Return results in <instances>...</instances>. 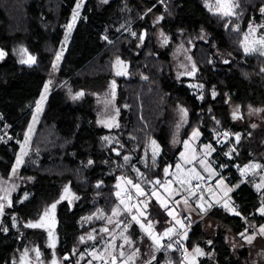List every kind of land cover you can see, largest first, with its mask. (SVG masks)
I'll return each mask as SVG.
<instances>
[{
  "label": "trees",
  "instance_id": "1",
  "mask_svg": "<svg viewBox=\"0 0 264 264\" xmlns=\"http://www.w3.org/2000/svg\"><path fill=\"white\" fill-rule=\"evenodd\" d=\"M76 2L0 0V48L5 52V58L0 61V113L10 127L22 133L32 114L25 105L40 97L50 77L55 83L35 138L37 147L43 148V157L38 163L27 162L23 166L22 171L32 180L20 188L9 207V214L4 216L8 230L0 228V264H14L15 254L25 244V239L19 237V230L12 226L11 214L15 213L25 228L26 221L37 214L44 201L56 197L65 182H71L81 195L74 206L67 201L59 204L60 254L70 251L81 231L80 219L91 214L97 206L109 209L117 202L115 183L122 172L124 156L134 154L127 165L130 169L153 138L163 147L167 146L170 102L181 103L187 110L186 135L199 126L209 131L217 118L233 132L243 131L236 158L229 164H247L252 158L251 151L259 143L257 138L256 141L247 138V124L240 125L231 118L225 94L229 93L243 111L248 102L255 107L264 106V55L246 54L240 45L244 29L252 16H259L264 0H240L243 23L238 30L233 27L238 19L212 13L203 0H168L167 4L158 3V0H111L101 6L96 0H88L60 66H57L56 54ZM123 22L133 23V28L138 31L135 37L117 29ZM159 26L173 39L180 35L198 37L201 32L206 33V38L194 40L192 48L198 73L191 79L203 83L201 99L174 74L169 50L160 47L156 40ZM143 28L146 34L141 37ZM26 50L35 58L34 63L22 62ZM218 51L230 52L232 56L227 62H213ZM116 56L129 62V70L118 79L121 126L108 129L97 124L89 94L83 101L76 102L70 95L81 89L87 92L88 87L109 77ZM188 79L181 78L183 81ZM45 131L48 139L42 138ZM109 133L117 135L111 144L105 140ZM262 133L264 130L259 134ZM16 150V143L0 141V168L4 174L11 172ZM166 153L164 149L158 161H166ZM90 160L93 163L89 164ZM159 167L160 174L161 163ZM251 182L250 179L242 183L239 176L232 182L239 185L231 196L234 205L238 204L240 215L223 206L207 213L221 225L212 243H208V232L201 218L187 232L184 243L188 249L200 245L208 252L212 251L197 264H245L252 244L247 243L236 253L230 245L228 231L238 234L247 227L248 221L264 222V215L256 212L259 192ZM25 192H30V196L21 200ZM94 193L101 195L98 201L92 200ZM152 206L156 207V201ZM196 207L202 212L197 201ZM43 240L41 235L39 245L50 256L49 247ZM167 252H159L152 264H170V257L173 264H181L184 257L177 250H172L169 255Z\"/></svg>",
  "mask_w": 264,
  "mask_h": 264
},
{
  "label": "rangeland",
  "instance_id": "2",
  "mask_svg": "<svg viewBox=\"0 0 264 264\" xmlns=\"http://www.w3.org/2000/svg\"><path fill=\"white\" fill-rule=\"evenodd\" d=\"M86 1L87 0H77L72 9L70 23L65 26V33L60 43V48L56 54L55 64H57V66H60L62 58L67 51V47L74 31L73 27L76 26L83 16ZM98 1L99 3L105 2V0ZM203 2L212 13H217L223 18L232 17L238 19V22H236L233 27L235 30L241 28L240 24L243 23V19L241 15L242 8L240 0H222L219 5L217 0H203ZM165 3L167 4L168 0L167 2L163 1V4ZM78 4L80 5L79 8H77ZM237 4L239 5L238 7L236 6ZM229 9H231L234 14L227 16L223 15V13ZM75 12H78L79 15L76 17L75 23H73V15ZM257 18L252 16V19L242 33L240 45L246 54L259 53L264 55V44L260 43L261 39L264 38V13L260 11ZM69 24H72L70 32L68 30ZM130 28L131 26L122 31V33L128 32ZM117 29L120 30L119 26ZM170 37L171 34L169 32H165L160 27L157 29L156 40L159 46H172V65L176 73H178L179 82H185V85L191 89L193 94L201 99V97H203V83L191 78L184 81L180 78L185 76L193 77V74H189V71L192 68L194 69V61L191 53L193 42L197 38H206V33L203 31L198 37L196 35L188 34L177 36L178 40L172 45L169 44L171 42ZM246 48L249 49V51L246 52ZM0 51L4 52L2 48H0ZM25 53L26 55L23 57V61H29V58L32 57V55H30L27 50ZM58 56L59 59H57ZM231 56L232 54L230 52L218 51V57L212 61L217 62V60H219L221 62H227ZM3 58H5V55ZM3 58H0V61H2ZM117 60H120L122 63L117 64ZM127 68L128 62L126 60L116 59L114 71L127 73ZM53 79V77H50L45 82L38 99L25 105L26 110H31L32 114L22 133L19 129L10 128V123L6 121L3 113H0V141L6 144L12 142L17 144L11 172L9 174H4L0 168V204L4 205V213L3 215H0V228L8 230L4 223V216L9 214V206L12 205V199L14 195L19 192L21 187L25 186L28 181L32 180L31 176L22 173L23 166L26 165L27 162L38 163L43 157V148L40 146H38L39 148L37 147L36 144H38V142L35 141V138L38 132V123L45 110L46 98L49 97L48 95H50V92L54 89L55 83ZM45 85L48 86L47 91H45ZM97 87L95 85L88 87V94L92 96V91L94 90L97 92ZM80 91L71 93L70 95L75 102L82 97L77 96ZM42 95L44 96L43 100H41ZM115 95L116 91H114L112 95L108 92L101 94V98L98 99L100 101L99 104L101 109L99 112L95 113V115H97V124L108 129L119 128L121 126L119 110H117V106L115 105ZM225 100L228 101L231 118L240 125L247 124L245 130L248 135L247 138H253L255 141L256 138L259 139L258 146L255 150L251 151L252 158L247 162L250 169L243 173L250 176L251 174H254L252 173L254 170L257 171L259 169V171H255L256 173L251 179V183L255 187V181L258 178L260 185L258 202L260 208L264 205V148H262L264 145V133L261 135L259 133L264 130V106L255 107L248 102L243 111L240 106L235 104V101H232V97L229 93L225 94ZM38 102L39 111L37 110ZM170 103L168 108L170 135L167 146L165 145L163 147L159 141L153 138L147 143L142 157L138 159V161H135L130 169H127V165L130 164L134 154L130 153L125 155L129 159L127 161L124 159L122 162V172L117 176V181L115 183V195L117 196V193H119V196H117V202L109 209H106L105 206H97L91 214L84 215L80 219L81 231L70 251L64 255L60 254L59 246L62 243V236L59 231L60 229L58 228V210L60 202L67 201L71 206H74L81 198V195L77 192L71 182H65L62 185L60 193L51 201H44L38 215L28 220V222L31 223H38V221H40V223H43V227L25 230L20 224L16 214H11L12 226L15 230H19V237L22 238V240L25 239L24 246L18 250L14 256V264H52L53 260H55L57 264H89V262H91V264H102L101 260L106 264H113V257H116L115 264H124L125 261H127V264H148V262L151 261L152 264V261L159 253V250H157L156 244L148 234L141 229L139 224L131 220V215H138L136 207L134 206L138 205L142 211L146 212L147 219L144 217L138 218L145 224V226H147L148 220L152 221L153 228L151 231L157 235L162 234L166 229L181 227V224L176 223V220H180L183 224L182 228H184L190 221H184L182 217L183 214H191L194 210L195 215L193 216L196 217L208 211L204 210L200 212L196 207V201L198 204L199 201L203 200L208 207L217 200H219V202L222 201V205L227 201L229 207L235 206L234 198L231 194L235 190L236 185L227 179L225 171L228 169L229 161L236 158V153H238L237 144L239 143L236 142V136L239 135L241 140L243 131L239 130L233 132L229 126H224L222 119L217 118L215 119V124L211 126L212 128H210L209 131H204L202 127L199 126L186 135L184 129L189 122V115L187 112L185 114L182 111V109L185 108L181 103ZM237 109H239V111L236 118H234L233 113ZM194 130H198L200 133L195 138L192 137V132ZM225 133H228V135L225 136ZM47 135L48 132L45 131L42 138L45 137L48 139L49 136ZM257 135L259 137H257ZM116 136L117 135L114 133H109L105 136L108 139L105 140L107 143L111 144L112 141L116 139ZM152 141H155L160 149L154 162L152 157ZM185 141H187L188 144L187 148H185ZM206 145H211V149H214V151L205 148ZM164 149L167 152L165 154L166 161L162 163L161 161H158V158L163 154ZM22 150L27 154L23 155V163L17 166V158L22 155ZM209 152L210 154H207ZM200 160H204L203 165L199 163ZM160 163L163 169L159 174ZM177 165L180 166L179 169H177ZM252 165H259L260 167H251ZM242 166L244 169V165ZM169 167L170 173L166 174L165 169H169ZM207 167H210L212 171H205V168ZM13 169H15V172H13ZM197 173L202 179L196 178ZM122 177L124 179H121ZM206 179H209L210 182L206 185L204 192H200L196 187V182ZM127 180H131L133 185L139 184L144 193L148 194L150 197L147 200L146 209H144L143 204L140 203L141 201H145V196L140 195L133 185L127 183ZM157 180L160 181V184H155V181ZM221 180L223 183H220ZM181 182H183V185H181ZM118 185L119 187H117ZM228 188H232L233 190L228 192V195L226 196L225 192ZM65 189L68 191L66 192ZM187 189H191L195 194L190 195ZM126 190L130 191L133 195L131 197L126 196ZM153 190H156L157 196L167 203V209L161 205L156 196L151 195ZM177 190H179V194H177ZM94 194L92 200L95 201L97 199L98 201L99 198H101V195L99 193ZM207 194H210L212 199H207ZM29 196L30 192H25L21 200H25ZM61 197L64 198L61 199ZM132 199H134L133 205L131 204ZM185 199L188 200L187 205L184 203ZM121 200H124V204L120 203ZM154 201H156V207L152 206V204L154 205ZM177 201L179 203H176ZM53 204L56 205L55 209H52L51 207ZM125 205L132 209L131 214L125 211ZM115 208H119L120 213L113 216L112 211ZM168 210H172L173 216L167 214ZM45 213H47V215H45ZM258 214L261 215L260 212H258ZM202 217L204 216L202 215ZM109 218H111V223H109ZM41 219L45 220V222H42ZM203 220L208 232V242L211 241L212 243L214 237H216L221 228L220 222L209 215L205 216ZM168 221H170V223L167 224ZM47 222L50 223H48L49 226L44 224ZM256 224L257 223L254 221H249L248 226L251 229L250 232L244 230L243 232L235 234L232 230L228 231L230 245L236 253L249 243L247 237H253L250 243L252 244V247L249 250L248 258L244 261L245 264L264 263V234L260 233V228L264 227V222L259 224V228H257ZM52 225L54 226L52 227ZM126 225H129L127 231L124 230ZM105 228L108 229L107 232L103 231ZM255 229L256 231H254ZM47 231L51 232L52 235L49 236ZM241 233H244V236H241ZM41 235L44 239V245L50 247L49 258L46 257L47 254L45 250L41 249L39 246L38 240ZM172 235L173 234H171V236ZM89 236L93 237V239H89ZM125 236L130 238L132 241L131 244L124 243ZM81 237L84 238L83 241H81ZM168 237L169 236H164L160 240V244L163 245V240ZM53 244L54 247L52 246ZM121 245H123L122 248ZM136 249H139V251L136 252ZM172 250H174L173 247L167 249L165 252L168 251L167 255H169ZM202 250L205 253L203 257L212 254V251L208 252L205 248H202ZM37 251L39 252V256L37 255ZM120 251L124 252V256L121 257L119 255ZM134 252L136 254L133 256L132 253ZM25 253H27V255H25ZM257 253H259V256ZM130 256L131 259H129ZM144 257L146 258L143 259ZM169 259L172 261L170 264H173V259L171 257ZM195 260L196 258H194V255H189L183 258L181 264H190L189 262L197 264ZM164 263L165 262L162 264Z\"/></svg>",
  "mask_w": 264,
  "mask_h": 264
},
{
  "label": "snow or ice",
  "instance_id": "3",
  "mask_svg": "<svg viewBox=\"0 0 264 264\" xmlns=\"http://www.w3.org/2000/svg\"><path fill=\"white\" fill-rule=\"evenodd\" d=\"M105 2H107V0H105ZM221 2H222V0H217L218 5H219ZM161 3H163V0H161ZM236 6L238 7L239 5L237 4ZM79 7H80V5L78 4V5H77V8H79ZM260 11H261L262 13H264V7H262V8L260 9ZM232 14H234V13L231 11V9H229L228 11H225V12L223 13V15H225V16H227V15H232ZM78 15H79L78 12H75V13H74V15H73V23H75V19H76V17H77ZM159 19H163V17H160ZM71 29H72V24H69V26H68V30H69V32L71 31ZM132 35H136V34H135V33H132ZM260 43H261V44H264V38L261 39ZM245 51L247 52V51H249V49L246 48ZM4 55H5V53H4L3 51H0V58H3ZM57 59H59V56L57 57ZM22 62H32V63H34V62H35V58H34V57H30V58H29V61H22ZM120 63H122V62H121L120 60H117V64H120ZM53 67L55 68L56 65H53ZM120 74H124V73L117 72V75H120ZM113 86H115V82H113ZM47 88H48V86L45 85V91H47ZM82 95H83V93H78V94H77V96H82ZM212 95L215 96L216 93L213 92ZM74 98H76V97H74ZM201 98H202V97H201ZM43 99H44V96L42 95L41 100H43ZM37 110L39 111V102H38V105H37ZM182 111H183L185 114H186V112H187L186 109H182ZM238 111H239V109H237V110L233 113V117H234V118H236V115H237ZM218 123H219V122H218ZM199 134H200V133H199L198 130H194V131L192 132V137L195 138V137H197ZM224 135L227 136L228 133H225ZM105 139H108V138L105 137ZM239 140H240V137H239V135H237V136H236V142H239ZM184 143H185V148H187V146H188L187 141H185ZM152 145H153L152 157H153V162H154V161H155V157H156V155L158 154V152H159L160 149H159V145H157L155 141H152ZM205 148H208V149H210L211 151H214V149H211V145H206ZM26 154H27V153H26V152H23V150H22V155H21L20 157L17 158V166H19L21 163H23V155H26ZM117 154H119V153H117ZM207 154H210V152L207 153ZM124 159H125V161H127L129 158H128L127 156H125ZM91 163H93V162L90 160V161H89V164H91ZM199 163H200L201 165H203V164H204V160H200ZM179 167H180V166L177 165V169H179ZM248 167H249V166H245V169L241 170V174H242V175H243V172L246 171ZM251 167H256V168H258V167H260V166H259V165H252ZM137 171H138V170H137ZM205 171H209V172H211L212 170L210 169V167H207V168H205ZM13 172H15V169H13ZM165 173H166V174L168 173V169H167V168L165 169ZM213 174H214V173H213ZM196 178H197V179H202V177H200L198 173L196 174ZM121 179H124V178L122 177ZM127 183H128L129 185H133V182H132L131 180H127ZM169 183H170V182H169ZM220 183H223V181L221 180ZM155 184H160V181H159V180L155 181ZM181 185H183V182H181ZM97 187H99V184L97 185ZM117 187H119V185H118ZM133 187L139 192L140 195L145 196V201H141L140 203L143 204L144 209H146V208H147V200H148L150 197L148 196V194L144 193L143 189L140 188V185H139V184H134ZM197 187H199V185H197ZM236 187H239V185H237ZM259 187H260V185H257V188H259ZM232 190H233L232 188H228L227 191L225 192V195L227 196L228 192H231ZM65 191L67 192L68 190L65 189ZM166 191H167V189H166ZM187 191L189 192L190 195H194V194H195V193L192 192L191 189H187ZM177 194H179V190H177ZM151 195H152V196H156L157 200L161 203V205H162L165 209L168 208L167 203H166L165 201L161 200L159 196H157L156 190H153V192L151 193ZM117 196H119V193H117ZM25 198H27V197H25ZM63 198H64V197H61V199H63ZM120 203H121V204H124V200H121ZM176 203H179V202L177 201ZM184 203H185V205H187L188 200L185 199V200H184ZM218 203H219V201H218ZM222 206L225 207L226 209H228L229 211L233 212L235 215H240V213L237 212L236 209H235L234 207H229V204H228L227 201H225L224 204H223ZM51 207H52V209H55L56 205L53 204ZM134 207H136V211H137L138 215H131V220H132V221H135L137 224H139V226L141 227V229H143V230L148 234V236H149V237L153 240V242L156 244V246H157V250H159V248H161V247H164L163 245L160 244V240H161L164 236H169V237H170L171 234H173V233L175 232V229H173V228H169V229H166L162 234H159V235L154 234V233L151 231V229L153 228V222L150 221V220H148V221H147V226H145V224L142 223L141 220L138 218V217H144L145 219H147L146 212H145V211H142L141 208H140L138 205H136V206H134ZM200 207H201V210H202V211L206 210V209L204 208L203 205H200ZM125 211L128 212L129 214H131L132 209L129 208L127 205H125ZM258 211L260 212L261 215H264V205H262V206L258 209ZM3 213H4V205H3V204H0V215H3ZM118 213H120V209H119V208H115V209H113V211H112V215H113V216L117 215ZM167 214H168L169 216H173V212H172V210H168ZM45 215H47V213H45ZM89 219H90V217H89ZM111 222H112V221H111V218H109V223H111ZM176 223L181 224V227H183V224H182V222H181L180 220H176ZM43 226H44L43 223H31V222H29L28 224H26V227H29V228H39V227H43ZM128 226H129V225H126V226H125V229H124L125 231H127V227H128ZM4 230L7 231V229H4ZM103 231L107 232L108 229L105 228ZM260 233H261V234H264V227H261V228H260ZM51 235H52L51 232H49V236H51ZM122 235H123V234H122ZM241 236H244V233H241ZM185 237H186V233H185ZM83 239H84V238L81 237V241H83ZM89 239H93V237L89 236ZM247 239H248L249 243H251V240L253 239V237H247ZM124 243H125V244H131L132 241L130 240V238H128L127 236H125V237H124ZM208 243H211V241H209ZM52 246L54 247V244H53ZM122 247H123V245H121V248H122ZM167 247H171V245H168ZM138 251H139V249H136V252H138ZM194 251H195L196 255H205V253L203 252V250L200 249V248H196ZM135 254H136L135 252L132 253L133 256H134ZM25 255H27V253H25ZM37 255L39 256V252H38V251H37ZM119 255H120L121 257L124 256V252H123V251H120ZM97 258H99V257H97ZM112 259H113V264H115L116 257H113ZM129 259H131V256L129 257ZM153 259H154V257H153ZM52 264H57V262H56L55 260H53ZM89 264H91V262H89ZM124 264H127V261H125ZM148 264H151V261H149Z\"/></svg>",
  "mask_w": 264,
  "mask_h": 264
},
{
  "label": "flooded vegetation",
  "instance_id": "4",
  "mask_svg": "<svg viewBox=\"0 0 264 264\" xmlns=\"http://www.w3.org/2000/svg\"><path fill=\"white\" fill-rule=\"evenodd\" d=\"M111 0H107V2H104L103 3V5L104 4H106V3H109ZM96 2H97V4L99 5V2L96 0ZM158 3H161V0H158ZM99 6H101V5H99ZM155 20H157V19H155ZM160 27V26H159ZM159 27H157V29L159 28ZM160 28H162V27H160ZM163 29V28H162ZM165 32H167L165 29H163ZM157 31V30H156ZM178 39L176 38V39H173L172 38V36L170 37V45H172L174 42H176ZM112 40H110V42H111ZM163 47V46H162ZM165 50H169V52H170V55H171V67H172V70H173V72H174V74L177 76V78H178V73H176V71H175V69L173 68V65H172V46H164L163 47ZM193 48V47H192ZM191 53H192V51H191ZM119 58H123L122 56H116L115 58H114V60H113V63H112V69H111V75H109V77H107L104 81H102V82H96L95 83V86L97 87V85H98V90H97V92H95L94 90L92 91V96H91V98L93 99V104H94V108H93V111H94V113H97V112H99V110L101 109V106H100V101L98 100V99H100L101 98V94H103V93H109L110 95H112L113 93H114V91H116V99H115V105L117 106V110H119V115L121 114L120 112V107H119V104H118V79L119 78H121L122 76H125V75H127L128 74V70H129V62H128V70H127V73H124V72H122V73H124V74H120V75H117V72L116 71H114V67H115V61H116V59H119ZM192 58H193V55H192ZM193 61H194V59H193ZM194 63V69L192 68L190 71H189V74H194V70H195V68H196V63H195V61L193 62ZM193 76V75H192ZM181 78H192V77H188V76H185V77H181ZM180 78V79H181ZM188 79V80H189ZM113 82H115V86H113ZM80 91V90H79ZM80 93H83V95H82V97L80 98V101H83L84 100V98H85V95L86 94H88V92H86L85 90H83V89H81V91H80ZM185 108V107H184ZM97 115H95V120L97 121V117H96ZM119 118H120V116H119ZM39 124H40V121H39V123H38V126H37V129H38V127H39ZM11 128V127H10ZM22 173H24V172H22ZM25 174V173H24ZM16 195V194H15ZM14 195V196H15ZM13 199H14V197H13ZM12 199V200H13ZM11 204H13V201H12V203ZM12 206V205H11ZM10 207V206H9ZM41 208V207H40ZM40 208H39V210H40ZM38 210V211H39ZM33 217H36V215L35 216H33ZM32 218V217H31ZM30 219V218H29ZM28 219V220H29ZM28 220L26 221V223H25V225L26 224H28L29 222H28ZM41 221L42 222H45V220H43V219H41ZM38 223H40V221H38ZM48 223L49 222H47V223H44L45 225H48ZM50 224V223H49ZM49 226V225H48ZM54 225H52V227H53ZM24 228V227H23ZM25 230H27V229H30L31 230V228H29V227H26L25 226V228H24ZM48 231H50V230H48ZM47 231V232H48ZM26 233V232H25ZM48 234H49V232H48ZM38 242H39V240H38ZM40 246V245H39ZM47 247V246H46ZM49 247V246H48ZM41 248V247H40ZM42 249V248H41ZM20 250V249H19ZM49 250H50V247H49ZM46 257L47 258H49L50 256H47L46 255Z\"/></svg>",
  "mask_w": 264,
  "mask_h": 264
},
{
  "label": "built area",
  "instance_id": "5",
  "mask_svg": "<svg viewBox=\"0 0 264 264\" xmlns=\"http://www.w3.org/2000/svg\"><path fill=\"white\" fill-rule=\"evenodd\" d=\"M166 1L167 0H163ZM243 169L242 165H239V163L233 162L230 163L228 166V169L226 171V177L229 181L233 182L235 180V178L237 176L242 178V183H246L248 180L252 179L253 175L250 176H245L244 173L243 175L241 174V170ZM210 182L209 179L206 180H201V181H197L196 182V187L197 185H199V187H197V189L200 192H204L206 185ZM133 194H131L130 191L126 190V196L131 197ZM131 204H134V199H132ZM221 207L222 206V201H220L219 203H216L211 209L215 208V207ZM236 209L238 210V204H235ZM210 209V210H211ZM187 218V217H186ZM197 221V220H196ZM196 221H192L188 222L186 224V226L183 229H180L177 231V233L170 239L166 240L163 244L164 247H161L159 249V252L161 251H166L167 249L173 247L174 250H177L180 254L181 257H186L187 253H188V248L184 243V238H185V233L187 234V232L189 231V229L191 228V226L193 225V223H195ZM168 245H171V247H167ZM102 264H106L104 261H102Z\"/></svg>",
  "mask_w": 264,
  "mask_h": 264
},
{
  "label": "crops",
  "instance_id": "6",
  "mask_svg": "<svg viewBox=\"0 0 264 264\" xmlns=\"http://www.w3.org/2000/svg\"><path fill=\"white\" fill-rule=\"evenodd\" d=\"M88 1V0H87ZM87 1L85 2V4L87 3ZM98 1V0H97ZM99 2V1H98ZM104 3V2H103ZM103 3H99V5H102ZM70 23V22H69ZM119 28H120V30L121 31H124L125 29H127L129 26H131V28L128 30V32H130L131 33V35H132V33H135L136 35H137V33H138V31L137 30H135L134 28H133V23L131 22V23H120L119 25ZM73 28H75V26L73 27ZM146 34V29L145 28H143V30H141V32H140V36L141 37H144V35ZM136 35H132L133 37H135ZM105 37H107L106 35H105ZM119 59H121V60H124L125 61V59H123V58H119ZM51 93V92H50ZM46 95V94H45ZM49 96V95H48ZM47 96V97H48ZM47 99V98H46ZM245 166H249V164H245L244 165V169H245ZM250 169V167H248L247 168V170H249ZM256 170H254L252 173H256L257 171H259V169L255 172ZM244 175L245 176H248L246 173H244ZM251 175H253V174H251ZM257 185H259V180H258V178L256 179V181H255V189L259 192V188H257ZM228 195V194H227ZM207 199H212V196L210 195V194H207ZM24 200V199H23ZM203 201V200H202ZM218 201L219 200H217V201H215V202H213L212 204H211V206L209 207V208H207L208 209V211L207 212H205V213H203L202 215L204 216V217H202V215H200V216H193V215H195V212H194V210H193V212L191 213V214H183V220L185 221V220H187V221H190V219H191V217H192V219H193V221H196V220H199L200 218L201 219H203V218H205V216H207V213L210 211V209L216 204V203H218ZM205 202V201H204ZM207 205V204H206ZM207 207H208V205H207ZM235 207V206H234ZM235 209H236V207H235ZM258 209H259V206H258V208H257V210H256V212L258 213L259 211H258ZM228 210V209H227ZM236 211L238 212V210L236 209ZM39 212V211H38ZM38 212H37V214L36 215H38ZM231 212V211H230ZM233 213V212H232ZM180 217V216H179ZM187 217V218H186ZM195 217V218H194ZM255 222V221H254ZM168 223H170V221H168L167 222V224ZM249 225V221L247 222V227L244 229L245 231L247 230V232H250V227L248 226ZM256 226H257V228H259V224H256ZM252 228V227H251ZM180 229H183L182 227H176L175 228V232L173 233V235L174 234H176L177 233V231L178 230H180ZM243 230V231H244ZM257 230H259V229H257ZM242 231V232H243ZM254 231H256V229L254 230ZM173 235L172 236H170V237H168V238H166V239H164L163 240V243L166 241V240H168V239H170L171 237H173ZM162 243V242H161ZM248 244H250V243H248ZM162 245V244H161ZM196 248H200V249H204V247H202V246H200V245H196L195 247H193V248H189L188 249V253H187V256H189V255H194V258H196V262L197 263H199V261L203 258V255H196V253H195V249ZM157 251V250H156ZM186 256V257H187ZM206 256H208V255H206ZM205 257V256H204ZM102 261L103 260H101V263H102ZM195 262V263H196ZM190 264H194L193 262L191 263V262H189Z\"/></svg>",
  "mask_w": 264,
  "mask_h": 264
},
{
  "label": "water",
  "instance_id": "7",
  "mask_svg": "<svg viewBox=\"0 0 264 264\" xmlns=\"http://www.w3.org/2000/svg\"><path fill=\"white\" fill-rule=\"evenodd\" d=\"M197 73H198V67L196 66V68H195V70H194V74H193V76H195ZM168 173H170V167H169V169H168ZM200 205H203L204 208L207 210V205H206V203H205L204 201H199V202H198V206L200 207ZM200 208H201V207H200Z\"/></svg>",
  "mask_w": 264,
  "mask_h": 264
}]
</instances>
